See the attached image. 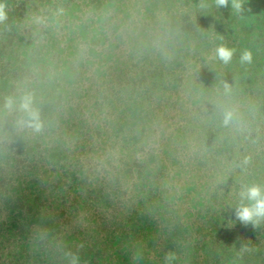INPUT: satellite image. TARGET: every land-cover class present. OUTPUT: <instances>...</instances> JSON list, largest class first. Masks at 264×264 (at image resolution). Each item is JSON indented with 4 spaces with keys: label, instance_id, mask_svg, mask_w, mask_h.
I'll return each instance as SVG.
<instances>
[{
    "label": "rangeland",
    "instance_id": "1",
    "mask_svg": "<svg viewBox=\"0 0 264 264\" xmlns=\"http://www.w3.org/2000/svg\"><path fill=\"white\" fill-rule=\"evenodd\" d=\"M104 1L18 0L43 34L0 133V264H202L166 261L175 225L179 255L245 239L215 221L264 157V0Z\"/></svg>",
    "mask_w": 264,
    "mask_h": 264
},
{
    "label": "trees",
    "instance_id": "2",
    "mask_svg": "<svg viewBox=\"0 0 264 264\" xmlns=\"http://www.w3.org/2000/svg\"><path fill=\"white\" fill-rule=\"evenodd\" d=\"M99 5L102 3L105 4L104 0H93ZM231 2V0H229ZM242 10H245V4L242 3ZM5 4V10L7 13V20L4 23H0V133L6 129L8 122L6 117L8 115L6 106H8L9 94L13 89H16V83L22 81V76L25 71L31 70V66L28 65L23 55L28 54L29 51H21L22 42H29L30 48L37 49L41 44L38 42V35L43 34V29L39 30L33 25H28L25 21L26 9L22 7L18 0H0ZM23 3V1H21ZM56 7V6H55ZM88 7V6H87ZM230 7V5H229ZM232 8V5L231 7ZM64 14H69L70 11L65 9L62 11ZM61 14V12H60ZM58 16V15H57ZM80 20L90 21L91 17L86 15V13H81L78 16ZM48 21V19H43V23ZM52 20V19H51ZM53 21V20H52ZM61 22L63 30L64 22ZM37 35V38L35 37ZM30 54L32 51L29 52ZM5 112V113H4ZM232 153V148L229 151ZM264 154V153H261ZM244 164V163H243ZM251 167L249 173H245L244 181L246 182V189L253 185L259 186L264 190V157L253 158L251 163H248ZM245 165V164H244ZM223 185H218V188ZM226 187V184H225ZM218 194V189H216ZM176 203H174L175 205ZM244 206L249 205V201L246 199ZM241 205H236L232 210V217L225 218L221 217L216 218L215 225L218 226L219 222L230 223L234 222L236 226L241 227V232L245 234V239H238L235 245L232 247L230 245L228 249H222L218 251L217 240L213 235L214 231L208 232V239L206 236L204 241L200 239H195L196 243L190 239L186 241L184 239L179 243V248H182L181 254L179 255L174 244L176 243L175 229L179 225L173 227H166V240L168 246L166 251L170 249V254L173 258L177 259H190L196 258V260H201L202 264H264V218H260L258 222L248 221L243 222L239 220L236 216V210ZM224 210V209H223ZM214 230V229H213ZM199 231V233H198ZM205 229L198 227L196 233L198 236H202ZM191 236V234L187 233ZM236 236V233H234ZM223 238V237H222ZM247 240V243L244 244V241ZM201 241V242H200ZM250 241V242H248ZM178 254V255H177ZM1 259V258H0Z\"/></svg>",
    "mask_w": 264,
    "mask_h": 264
},
{
    "label": "clouds",
    "instance_id": "3",
    "mask_svg": "<svg viewBox=\"0 0 264 264\" xmlns=\"http://www.w3.org/2000/svg\"><path fill=\"white\" fill-rule=\"evenodd\" d=\"M217 7H226L228 6V0H216ZM232 8L239 12L241 10V0H231ZM5 4L0 2V23H4L7 20V13L5 10ZM218 57L224 62L228 63L233 55L232 50L227 49L225 47H220L217 50ZM242 61H251V54L249 52H245L241 57ZM26 109L28 108V104L25 103L23 105ZM230 118V114L226 117L225 122ZM242 199H247L249 201L248 206H241L236 210V216L239 220L243 222L254 221L258 222L260 218H264V190H262L259 186L253 185L248 187L245 191L241 192ZM171 254L166 256V261L172 259ZM76 259L73 258V264H76Z\"/></svg>",
    "mask_w": 264,
    "mask_h": 264
}]
</instances>
